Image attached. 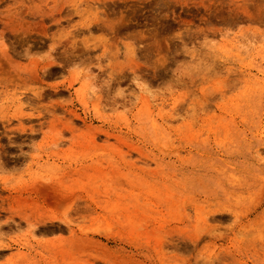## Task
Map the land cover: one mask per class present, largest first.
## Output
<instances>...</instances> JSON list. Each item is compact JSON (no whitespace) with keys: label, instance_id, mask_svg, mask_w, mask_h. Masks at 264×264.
<instances>
[{"label":"rangeland","instance_id":"1","mask_svg":"<svg viewBox=\"0 0 264 264\" xmlns=\"http://www.w3.org/2000/svg\"><path fill=\"white\" fill-rule=\"evenodd\" d=\"M0 264H264V0H0Z\"/></svg>","mask_w":264,"mask_h":264},{"label":"bare ground","instance_id":"2","mask_svg":"<svg viewBox=\"0 0 264 264\" xmlns=\"http://www.w3.org/2000/svg\"><path fill=\"white\" fill-rule=\"evenodd\" d=\"M42 18H43V17H42ZM36 95H38V96H39V95H40V94H39V92H38V94H37V92H36ZM41 95H42V94H41ZM84 240H85V239H84ZM79 244H80V243H79Z\"/></svg>","mask_w":264,"mask_h":264}]
</instances>
